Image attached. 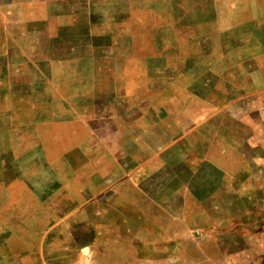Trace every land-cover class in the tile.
<instances>
[{
    "label": "rangeland",
    "instance_id": "374dc122",
    "mask_svg": "<svg viewBox=\"0 0 264 264\" xmlns=\"http://www.w3.org/2000/svg\"><path fill=\"white\" fill-rule=\"evenodd\" d=\"M262 39L264 0H0L9 250L76 212L119 264H264Z\"/></svg>",
    "mask_w": 264,
    "mask_h": 264
},
{
    "label": "crops",
    "instance_id": "0c3cea01",
    "mask_svg": "<svg viewBox=\"0 0 264 264\" xmlns=\"http://www.w3.org/2000/svg\"><path fill=\"white\" fill-rule=\"evenodd\" d=\"M261 43L264 45V39L261 40ZM115 129L114 136L120 140L123 136L122 128L117 127ZM130 133L132 137L135 136L134 130L132 131L131 129ZM118 166H120L119 162ZM131 168L133 169V166ZM52 175L53 182L59 187L58 191H61L69 199V195L71 194L69 188L63 182L60 183L56 173ZM91 194L89 193V195ZM65 208L70 209L71 206L66 205ZM86 209L87 206L80 207V210L86 211ZM76 215V212H72L62 218L60 224L63 226V234H51L48 235L49 237H46L47 244L56 242L53 245H48V249H43L42 247L28 253H23L21 250L12 252L7 245L5 234L0 233V264H119L116 261L110 260L107 252L104 255V253L91 249L83 253L81 250H76L75 247L71 248V243L76 242V237L73 233L68 232L72 227L85 224V221ZM1 222L3 221L0 219V225Z\"/></svg>",
    "mask_w": 264,
    "mask_h": 264
},
{
    "label": "water",
    "instance_id": "95a60500",
    "mask_svg": "<svg viewBox=\"0 0 264 264\" xmlns=\"http://www.w3.org/2000/svg\"><path fill=\"white\" fill-rule=\"evenodd\" d=\"M86 250H87V248L84 249V251H86Z\"/></svg>",
    "mask_w": 264,
    "mask_h": 264
}]
</instances>
